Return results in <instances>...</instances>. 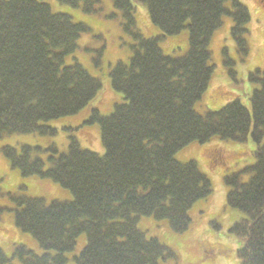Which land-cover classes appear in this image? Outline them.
<instances>
[{
    "label": "trees",
    "instance_id": "trees-1",
    "mask_svg": "<svg viewBox=\"0 0 264 264\" xmlns=\"http://www.w3.org/2000/svg\"><path fill=\"white\" fill-rule=\"evenodd\" d=\"M102 1L55 0L57 8L52 9L43 0H0V137L53 135L56 129L46 122L90 106L83 123H98L104 148L102 154L82 148L73 137L59 153L54 146L1 148L21 176L57 182L71 198L5 193L14 207L0 205V215L12 210L17 228L43 251L16 243L8 256L0 247V264H65L66 253L82 234L85 243L72 256L74 264H162L173 258V251L147 236L138 220H164L175 232L188 228L189 210L212 187L195 161L180 162L174 154L214 137L236 142L251 138L256 144L254 162L224 173L222 180L229 187L226 205L243 213L228 228L241 243L239 264H264V70L248 76L256 84L250 109L237 98L215 110L195 109L213 75L210 42L225 15L232 20L231 37L246 55L247 7L240 0H111L135 42L129 58L116 61L107 73L121 98L102 115L91 105L102 91L100 79L76 57L66 62L88 30L73 10L93 12ZM138 3L162 35L145 37L132 29ZM62 6L72 9L61 11ZM183 30L185 51L178 56L164 53L158 41ZM45 150L50 153L43 159L39 154ZM240 173L248 178L242 181ZM210 249L205 258L228 251L223 245Z\"/></svg>",
    "mask_w": 264,
    "mask_h": 264
},
{
    "label": "rangeland",
    "instance_id": "rangeland-1",
    "mask_svg": "<svg viewBox=\"0 0 264 264\" xmlns=\"http://www.w3.org/2000/svg\"><path fill=\"white\" fill-rule=\"evenodd\" d=\"M43 1L49 3L52 9L57 8L55 0ZM240 1L247 7L250 15V20L245 26L247 32L244 33L247 53L245 55L231 37L232 20L230 16L225 15L222 26L211 38L214 71L205 95L195 104L198 112L218 109L236 98L250 109L249 98L256 84L250 82L248 76L255 69L264 70V4L258 3V0ZM64 9L72 8L62 6L61 11ZM93 9V12L88 13H82L79 9L73 10L77 20L85 23L88 30L78 40V51L68 56L66 62H71L74 56L93 76L100 79L102 91L91 105L97 106L102 115H107L111 112L113 103L121 98L120 93L112 89L107 73L116 61L129 58L132 54L131 45L135 41L124 28L121 12L112 5L111 0L98 3ZM132 29L145 37L162 35L160 29L151 23L145 6L139 3L135 5ZM186 37L187 31L183 30L173 36H164L158 44L164 53L178 56L185 51ZM223 48L225 54L222 52ZM89 112L90 106L74 115L46 122L56 129L53 135L26 133L0 137V205L10 209L14 207V203L5 194L7 192L42 196L46 200L71 198L70 192L57 182L38 176H21L18 169L10 166L1 148L4 145L19 148L23 144L39 146L41 149L54 146L59 153L65 151L70 137H73L82 148L102 154L104 148L99 137L98 123H83ZM255 148L256 144L251 138L236 142L214 137L204 144L191 143L174 154V158L180 162L195 161L210 180L212 191L209 196L192 205L189 210L190 224L183 232L173 231L164 220H156L153 217L139 218L138 226L147 236L158 238L173 251L175 256L166 259L162 264H239L237 248L241 243L228 232V228L238 221L243 213L226 205V192L229 187L223 183L222 175L250 166L255 160ZM49 153L45 150L39 155L46 159ZM248 175L240 173V179L245 181ZM19 185L26 188L21 190ZM212 242L217 245L211 244ZM16 243H22L36 253L43 251L31 235L17 228L13 211H5L0 215V247L6 255L12 256ZM84 243L85 236L82 234L78 237L74 249L66 253L65 264H74L72 256L79 253ZM221 245L226 246L228 251L214 252L212 256L204 257L211 252L210 248L216 249ZM13 260L16 261L15 258Z\"/></svg>",
    "mask_w": 264,
    "mask_h": 264
}]
</instances>
